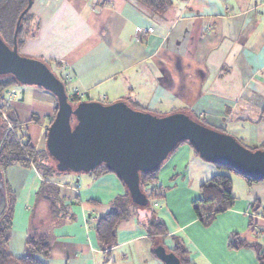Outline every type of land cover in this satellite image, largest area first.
Segmentation results:
<instances>
[{
	"label": "crops",
	"instance_id": "crops-1",
	"mask_svg": "<svg viewBox=\"0 0 264 264\" xmlns=\"http://www.w3.org/2000/svg\"><path fill=\"white\" fill-rule=\"evenodd\" d=\"M30 11L38 29L21 50L54 65L69 93L106 103L126 100L163 114L186 111L250 148L264 143L263 0H172L163 14L136 0H33ZM7 89L19 131L43 149L57 97L41 86L31 96L25 88L20 96L15 85ZM219 170L180 144L158 174L164 197L154 207L167 224L165 239L149 233L144 222L150 212L140 208L119 224L117 243L108 250L99 245L95 225L126 192L115 172L61 174L68 213L55 218L36 194L40 172L33 164H12L4 171L7 197L8 190L15 197L10 250L24 255L33 220L51 235L47 264H147L158 258L155 244L174 248V235L194 264H262L253 248L230 247L229 237L238 231L264 242V180L250 183L231 172L236 198L230 208L207 224L193 209L201 183Z\"/></svg>",
	"mask_w": 264,
	"mask_h": 264
},
{
	"label": "water",
	"instance_id": "water-1",
	"mask_svg": "<svg viewBox=\"0 0 264 264\" xmlns=\"http://www.w3.org/2000/svg\"><path fill=\"white\" fill-rule=\"evenodd\" d=\"M32 2L28 0L17 19L13 46L0 35V72H12L21 83L41 86L57 97V111L46 130V147L59 170L87 172L105 164L139 200L140 171L160 166L181 141L188 140L204 160L264 179V148L252 149L233 134L184 111L159 115L135 108L126 100L82 99L74 105L65 82L46 61L23 56L18 50L21 19ZM6 205V182L0 167V215ZM155 254L164 264H182L163 244L156 245Z\"/></svg>",
	"mask_w": 264,
	"mask_h": 264
},
{
	"label": "trees",
	"instance_id": "trees-1",
	"mask_svg": "<svg viewBox=\"0 0 264 264\" xmlns=\"http://www.w3.org/2000/svg\"><path fill=\"white\" fill-rule=\"evenodd\" d=\"M136 2L141 8L151 10L154 14H163L172 3V0H136ZM27 4L28 0H0V35L10 47L14 44L13 35L17 19ZM37 29L38 23L34 21L33 13L29 8L21 19L18 31L17 42L19 51L29 37L36 35ZM46 63L49 66L51 65L48 61H46ZM19 82L20 81L14 73L0 72V107L11 109L10 106L6 105L7 99L4 92L9 86ZM68 95L70 101L74 105L82 100L81 96L77 93L68 92ZM9 112H11L9 114L15 127L19 128L21 124L13 114V110L11 109ZM154 113L163 115L158 112ZM186 113L190 114L189 112ZM192 117L207 124L204 118ZM53 119L54 118L51 119L50 123ZM73 122H75V119H73ZM19 137H16L12 131L9 133V136H5V139L0 145V167L5 171L7 167L15 163L25 166H31L33 164L42 176L41 183L36 191L38 198H44L48 201L50 211L55 218L63 216L65 213H68L65 210L67 202L62 196V187L57 179L61 174L70 171L58 169L56 161L47 150L46 144L43 149H38L30 143L27 132H21ZM183 143H188L192 146L188 140L180 142V144ZM258 148H264V143L260 144ZM193 149L197 155H200L194 147ZM161 165L149 171H140L139 184L141 199L139 200L132 195L127 185L122 180L126 186V192L124 194H118L112 200L108 212L100 216L95 225L96 236L99 245L103 249L109 250L117 243L119 224L123 220L138 215V210L140 208H145L150 212L146 222H144L150 234L159 235L164 239L169 233L166 222L157 215V210L154 207V202L164 197V190L159 182L158 176ZM216 165L223 171L215 173L209 179L201 183V198L194 201L196 213L201 221L206 224L209 223L217 213L230 208L235 202L236 197L233 193L231 172L241 175L250 183L264 180L241 174L230 165ZM87 172L101 174L114 171L105 164H100ZM8 192L7 205L0 215V264H47L44 259L50 256L51 235L47 231L38 230L36 227L37 223L35 221L33 222V220L26 237L24 255L18 257L10 250L9 241L13 226L15 197L12 192L9 190ZM87 202L98 203V201L94 199L87 200ZM253 208H256V203L253 205ZM172 238L174 240V248L167 249L174 251L180 257L182 264H194L189 257V250L182 238L178 235H174ZM157 244L154 246V253ZM229 246L232 248H253L257 253L259 261L264 264V242L250 241L243 237L240 232L234 231L230 234Z\"/></svg>",
	"mask_w": 264,
	"mask_h": 264
},
{
	"label": "rangeland",
	"instance_id": "rangeland-1",
	"mask_svg": "<svg viewBox=\"0 0 264 264\" xmlns=\"http://www.w3.org/2000/svg\"><path fill=\"white\" fill-rule=\"evenodd\" d=\"M23 56H26V57H32V56H30V55H28V54H25L21 49H20V51H19ZM32 58H34V57H32ZM38 59V58H37ZM50 67H51V69L59 76V77H61L60 76V73L56 70V68H55V66L54 65H50ZM15 86H16V88L18 89V93L20 94V96L23 94V88H25V90L24 91H26L28 94L27 95H29V96H31V94H33V89H37V85H35V84H24V83H21V82H19V83H17V84H15ZM10 87V86H9ZM68 88H70V86H68ZM0 109L2 110V112H3V116L7 119V118H9V115H8V113H11V112H9V111H11V109H6V108H2V107H0ZM138 109H141V108H138ZM145 110H148V109H145ZM148 111H151V110H148ZM151 112H153V111H151ZM154 113V112H153ZM163 114V113H162ZM166 114H168V113H166ZM194 116V115H193ZM195 117V116H194ZM197 118V117H196ZM9 123L10 124H12V125H14V123H13V121L11 120V118H10V120H9ZM15 127V126H14ZM214 127V126H213ZM16 128V127H15ZM217 129H219V130H221L220 128H218V127H216ZM19 130H21V128L19 129V128H16V131H17V133H18V137H19V135L21 134V132L19 131ZM221 131H223V130H221ZM23 132V131H22ZM235 136V135H234ZM20 138V137H19ZM45 141V144H46V139L44 140ZM183 144H188V143H183ZM244 144V143H243ZM190 145V144H189ZM206 162H208V161H206ZM208 164V163H207ZM212 164V163H211ZM223 170L221 169V171L219 170V172H222ZM77 180V179H76ZM172 189H174V187L173 188H171V189H167L168 191H169V198H170V200L172 199V196H173V194H172V192H171V190ZM193 204V203H192ZM193 209H194V205H193ZM199 218V217H198ZM200 220V219H199ZM200 222H202L201 220H200ZM203 223V222H202ZM165 239V238H164ZM156 262H157V264H158V262L160 263V264H164L162 261H161V259H159V258H157L156 259V261H152L151 263H147V264H156Z\"/></svg>",
	"mask_w": 264,
	"mask_h": 264
},
{
	"label": "flooded vegetation",
	"instance_id": "flooded-vegetation-1",
	"mask_svg": "<svg viewBox=\"0 0 264 264\" xmlns=\"http://www.w3.org/2000/svg\"><path fill=\"white\" fill-rule=\"evenodd\" d=\"M3 115L4 114L2 110L0 109V145L5 139V136H9V133L11 131L15 134L16 137H18V133L16 131V128L14 127L15 125H12L9 123V120L11 118L10 114L8 113L9 118L7 119Z\"/></svg>",
	"mask_w": 264,
	"mask_h": 264
},
{
	"label": "built area",
	"instance_id": "built-area-1",
	"mask_svg": "<svg viewBox=\"0 0 264 264\" xmlns=\"http://www.w3.org/2000/svg\"><path fill=\"white\" fill-rule=\"evenodd\" d=\"M263 3H264V0H263ZM149 30L151 31V30H152V28H149Z\"/></svg>",
	"mask_w": 264,
	"mask_h": 264
}]
</instances>
